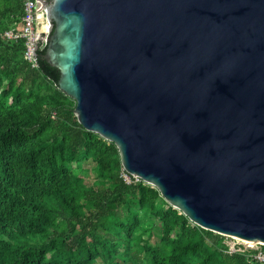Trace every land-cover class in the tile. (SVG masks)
<instances>
[{
    "label": "water",
    "instance_id": "obj_1",
    "mask_svg": "<svg viewBox=\"0 0 264 264\" xmlns=\"http://www.w3.org/2000/svg\"><path fill=\"white\" fill-rule=\"evenodd\" d=\"M43 2L33 58L78 123L193 224L264 244V0Z\"/></svg>",
    "mask_w": 264,
    "mask_h": 264
},
{
    "label": "trees",
    "instance_id": "obj_2",
    "mask_svg": "<svg viewBox=\"0 0 264 264\" xmlns=\"http://www.w3.org/2000/svg\"><path fill=\"white\" fill-rule=\"evenodd\" d=\"M22 3L0 0V264H255L155 187L124 181L117 148L78 123L45 48L31 67L23 40L2 36Z\"/></svg>",
    "mask_w": 264,
    "mask_h": 264
},
{
    "label": "built area",
    "instance_id": "obj_3",
    "mask_svg": "<svg viewBox=\"0 0 264 264\" xmlns=\"http://www.w3.org/2000/svg\"><path fill=\"white\" fill-rule=\"evenodd\" d=\"M43 1L44 0H23L20 25L18 27H11L2 32V36L6 40H23L24 48L22 55L31 67L37 66L32 53L34 44L38 48L44 47L50 31V24L46 16L45 4ZM121 176L126 183L131 181V177L135 180H141L136 176L128 174L124 170L121 172ZM223 236L228 252L231 253L234 251L251 249L253 252L249 253L248 257L251 258L253 263L264 264V244L251 243L226 235Z\"/></svg>",
    "mask_w": 264,
    "mask_h": 264
},
{
    "label": "rangeland",
    "instance_id": "obj_4",
    "mask_svg": "<svg viewBox=\"0 0 264 264\" xmlns=\"http://www.w3.org/2000/svg\"><path fill=\"white\" fill-rule=\"evenodd\" d=\"M93 177H94V176H93L92 173H90V174H88V175H85V182H86V183L91 182V180H92ZM153 228H154L155 230H158V229H159V224L156 222L155 225L153 226Z\"/></svg>",
    "mask_w": 264,
    "mask_h": 264
}]
</instances>
